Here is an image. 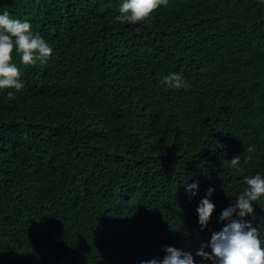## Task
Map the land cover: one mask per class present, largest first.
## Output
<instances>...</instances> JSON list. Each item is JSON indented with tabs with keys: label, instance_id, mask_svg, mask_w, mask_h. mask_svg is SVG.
<instances>
[{
	"label": "trees",
	"instance_id": "1",
	"mask_svg": "<svg viewBox=\"0 0 264 264\" xmlns=\"http://www.w3.org/2000/svg\"><path fill=\"white\" fill-rule=\"evenodd\" d=\"M120 2L0 0L52 47L31 65L14 51L23 87L0 90V264H140L163 246L198 261L208 187L219 231L264 174V4L168 0L129 24Z\"/></svg>",
	"mask_w": 264,
	"mask_h": 264
},
{
	"label": "clouds",
	"instance_id": "2",
	"mask_svg": "<svg viewBox=\"0 0 264 264\" xmlns=\"http://www.w3.org/2000/svg\"><path fill=\"white\" fill-rule=\"evenodd\" d=\"M258 3L264 4V0H258ZM167 4L168 0H121L116 19L121 23L136 24L150 18L155 10L167 7ZM14 51L22 64L31 65L37 61L46 63L52 47L44 37L32 30L29 21L14 18L6 10L0 11V90H20L23 87L19 69L13 62ZM162 83L170 89L186 87L184 77L178 72L163 76ZM7 96L12 99L15 92L8 91ZM253 147L249 146V151ZM231 163L238 165L239 157L234 156ZM243 179L246 186L235 197V202L219 214V220L223 221L219 231L218 213L210 219L215 208L211 200L215 189L209 186L205 196L200 199L196 212L201 229L207 227L209 221L215 223L211 229L201 230L200 237L208 242L200 243V248L196 250L195 255L200 260H195L191 252L163 246V258L141 260L140 264H264V234L254 226L252 219H246L253 214V202L264 198V174L256 172ZM198 184L193 180L185 190L194 196Z\"/></svg>",
	"mask_w": 264,
	"mask_h": 264
}]
</instances>
